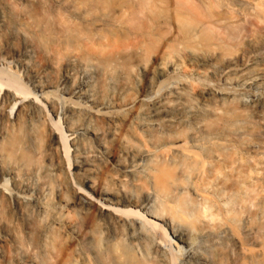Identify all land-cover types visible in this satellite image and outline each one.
Segmentation results:
<instances>
[{
    "label": "bare ground",
    "instance_id": "bare-ground-1",
    "mask_svg": "<svg viewBox=\"0 0 264 264\" xmlns=\"http://www.w3.org/2000/svg\"><path fill=\"white\" fill-rule=\"evenodd\" d=\"M0 264H264V0H0Z\"/></svg>",
    "mask_w": 264,
    "mask_h": 264
}]
</instances>
